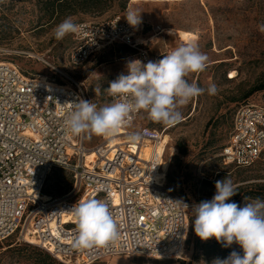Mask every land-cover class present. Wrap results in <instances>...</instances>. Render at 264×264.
<instances>
[{"label":"built area","instance_id":"2783aa9c","mask_svg":"<svg viewBox=\"0 0 264 264\" xmlns=\"http://www.w3.org/2000/svg\"><path fill=\"white\" fill-rule=\"evenodd\" d=\"M124 17L78 23L83 30L72 34L76 42L72 64L82 65L114 44L137 48L145 64L156 61L141 48L139 25L130 26ZM154 30L164 32L160 25ZM42 61L62 76L61 82L27 76L15 63L0 61V242L14 237L65 264H93L114 256L183 259L189 212L180 203L185 201L167 185L163 167L166 130L142 124L147 113L141 111L120 130L121 144L104 137L102 143L89 147L86 135H66L63 121L70 102L92 99L84 82L48 59ZM132 134H139L136 142L129 141ZM147 144L152 149L144 156ZM92 150L96 157L87 164L86 155ZM263 153L264 107L243 104L236 110L230 139L220 157L225 164L249 168ZM55 168L73 172L72 189L62 198L44 194ZM88 199L106 200L118 224L119 236L107 247H73L76 221L72 208Z\"/></svg>","mask_w":264,"mask_h":264},{"label":"rangeland","instance_id":"374dc122","mask_svg":"<svg viewBox=\"0 0 264 264\" xmlns=\"http://www.w3.org/2000/svg\"><path fill=\"white\" fill-rule=\"evenodd\" d=\"M44 1L0 0V61L15 63L32 76L61 82L62 76L42 61L48 59L72 78L84 82L98 107L109 104L110 96L105 89L118 75L127 74L128 61L140 60L139 50L114 44L82 65H73L70 56L76 44L74 37L69 34L63 40L55 39L54 29L65 18L49 21ZM129 8L141 12L137 39L141 42L150 38L147 46L141 48L158 56L156 61L186 44L178 36L179 31L192 33L195 38L191 42L207 55L208 62L204 71L191 73L186 79L204 89L211 84L218 89L216 95L205 91L182 107L183 119L174 126L153 122L147 114L142 119V124L166 130L167 185L189 206V217L193 215L191 207L210 200L216 191L215 182L225 177L233 181L238 192L226 202L243 207L245 197L249 198L247 202L256 196L264 197L260 187L264 185V154L250 168L225 164L220 157L230 139L236 110L246 103L264 107V90L248 95L264 83V31L260 30L264 25V0H105L99 12L70 17L77 24L99 22L126 16ZM158 25L164 29L163 33L154 30ZM233 72L234 77L230 78ZM95 88L100 89L99 94ZM105 138L86 136V145L93 147ZM73 183L70 169L55 168L44 190L46 195L62 198ZM200 241L197 248L195 239L187 242L183 259L175 262L211 264L213 259H224L233 250L242 253L237 244L223 248L215 238ZM46 253L14 237L0 242V264H65L50 254L52 261Z\"/></svg>","mask_w":264,"mask_h":264},{"label":"clouds","instance_id":"9594fccd","mask_svg":"<svg viewBox=\"0 0 264 264\" xmlns=\"http://www.w3.org/2000/svg\"><path fill=\"white\" fill-rule=\"evenodd\" d=\"M140 13L138 9L129 8L124 18L130 26L136 27L141 23ZM82 30L83 25L67 17L55 27L54 36L60 41ZM260 30L264 31V25ZM207 62V55L194 42L181 44L158 61L146 64L140 60L128 61L127 74L118 75L105 89L113 98L111 103L98 107L84 99L70 102L63 121L66 135L115 137L131 124L133 115L141 111L153 122L174 126L183 119L180 109L192 99L205 91L209 95L217 94L215 84L204 89L186 79L191 73L204 71ZM95 92L99 94L100 89L95 88ZM138 139L139 134L129 136L130 142ZM215 189L210 200H202L191 207L195 235L202 241L215 238L223 248L237 244L242 253L233 250L224 259H213L211 264H264V200L256 198L247 202L249 198L245 197L243 207L226 202L238 193L227 177L217 180ZM72 211L76 221L73 247L104 248L118 238V224L106 200L80 201Z\"/></svg>","mask_w":264,"mask_h":264},{"label":"trees","instance_id":"16d2710c","mask_svg":"<svg viewBox=\"0 0 264 264\" xmlns=\"http://www.w3.org/2000/svg\"><path fill=\"white\" fill-rule=\"evenodd\" d=\"M104 4H105V0H45L43 2V8H44L47 16H49V21L54 20V21L58 22V21H61L63 18H67V17L73 16V15H76L78 13L99 12V11H101ZM21 70L27 76L35 77V76H32L29 72L23 70L22 68H21ZM39 77H41V76H39ZM259 90H264V83L253 88L248 93V95H250L256 91H259ZM260 187H261V190L264 192V185H260ZM44 194H46L45 190H44ZM262 194H264V193H262ZM256 198H261L262 200H264V197L256 196ZM193 219H194V215H191L189 217L190 232H189V237H188L189 239L187 242H190L191 240L195 239L196 245H197L196 248H197L201 241H200V238L195 235V232H194V229H193V226L191 223V221ZM46 256H47V258L54 261V259L51 257L50 254L46 253ZM195 256H198L197 253Z\"/></svg>","mask_w":264,"mask_h":264},{"label":"crops","instance_id":"0c3cea01","mask_svg":"<svg viewBox=\"0 0 264 264\" xmlns=\"http://www.w3.org/2000/svg\"><path fill=\"white\" fill-rule=\"evenodd\" d=\"M149 40L150 38L147 39L146 41H141L140 43H142V47H146ZM144 49H147V48H144ZM152 58L158 59V56H152ZM93 264H179V262L167 261V260L150 261L143 256H134V257L114 256V257H110V258L95 262Z\"/></svg>","mask_w":264,"mask_h":264},{"label":"bare ground","instance_id":"6f19581e","mask_svg":"<svg viewBox=\"0 0 264 264\" xmlns=\"http://www.w3.org/2000/svg\"><path fill=\"white\" fill-rule=\"evenodd\" d=\"M178 36L180 37V39H182V41L187 42H191L194 40V35L192 33L186 32V31H179L178 32ZM232 77H234V72ZM122 134V132L120 131L115 137H107L109 140H112V144H121L122 139L118 137V135ZM163 143L165 144V148L167 149L168 143L166 138L164 137V141ZM152 149V146L150 144H147L145 149L143 150V155L147 156L150 152V150ZM96 157V153L95 151H90L87 155H86V163L89 164L91 161H93ZM168 165L169 163L167 161L164 162V169L167 170L168 169Z\"/></svg>","mask_w":264,"mask_h":264}]
</instances>
